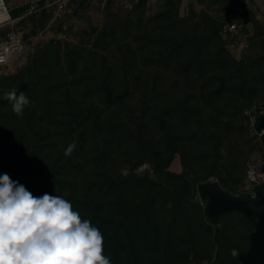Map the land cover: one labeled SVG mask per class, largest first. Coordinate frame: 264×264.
I'll use <instances>...</instances> for the list:
<instances>
[{
  "label": "trees",
  "instance_id": "obj_1",
  "mask_svg": "<svg viewBox=\"0 0 264 264\" xmlns=\"http://www.w3.org/2000/svg\"><path fill=\"white\" fill-rule=\"evenodd\" d=\"M180 1L161 0L150 19H146L144 13L138 16L130 13L122 19L110 11V20L104 29L93 28L97 39L91 49L81 44H51L38 50L30 64L18 74L6 78L17 80L15 87H22L21 91L30 99V106L26 108L29 113L27 126L39 125L38 130H34L35 144L25 154L26 162L36 166L31 172L36 179L32 194L58 195L81 205L82 208L74 210L99 228L104 237V254L110 257L111 264H173L170 263L175 254L173 246L182 240V234L189 236L195 248L197 242L205 238L208 243H205L203 254H208L212 249V237L220 242L223 231L220 224L226 215L237 214L242 221L255 227L237 211L212 218L207 212L208 204L205 209L207 222L197 221L186 209L189 198L171 188L174 183L158 186L152 180L137 181L133 175L114 178L111 174L113 168L122 163L123 155L127 165L133 161V166L150 162L159 173L162 166L157 155L164 159L174 147L185 144L187 138L181 135L179 126L191 118L194 108L190 105L191 97L182 101L179 116L175 113L178 108L173 110L170 106L154 111L162 96L161 81L170 73L175 75V86L180 85L181 76L200 83L203 101L212 106L220 103L225 110H229L227 106L234 95H240L242 103L248 96L264 91V69L253 73L252 79L246 75L244 60L232 58L226 48L228 36L222 32L223 23L209 18L204 28L198 24L188 25L189 21L179 17ZM90 3L91 0H79L75 16L81 6ZM143 5L145 0L136 9ZM22 10L11 9L14 16ZM35 14L38 16L30 18L34 28L27 32L23 26L26 41L43 30L53 16L49 9ZM111 49L124 54V67L120 62L108 65L103 52ZM116 67L131 73H123L122 81L125 80L127 86L122 89L118 88L119 81L116 82L113 73ZM132 82L147 85L145 91H140L139 112H130L132 108H128V102L138 91L131 88ZM183 108L184 114L181 113ZM255 116L257 127L260 110ZM213 119L219 128L203 132L206 142H220L230 132H235L233 119ZM152 120L161 134L163 149L158 143H146L145 135L151 129ZM240 128L244 130L243 125ZM73 143L75 149L65 156L68 145ZM217 166L216 161L212 163L213 169ZM191 180L205 200L208 199L204 194L206 188L221 187L219 182ZM83 182L87 184L84 197L77 201L76 192L81 188L78 185ZM196 206L195 212H198L200 208ZM212 225L217 230L215 236ZM250 235H247L248 241ZM225 255L229 258L228 264L239 263V255L233 256L230 250Z\"/></svg>",
  "mask_w": 264,
  "mask_h": 264
},
{
  "label": "rangeland",
  "instance_id": "obj_2",
  "mask_svg": "<svg viewBox=\"0 0 264 264\" xmlns=\"http://www.w3.org/2000/svg\"><path fill=\"white\" fill-rule=\"evenodd\" d=\"M40 0H6L9 7L14 9H25L32 3H37ZM143 0H129L130 7H127L125 0H108L104 3L102 0H94L88 6H81L78 13L73 18V23L69 29L71 40L59 41L54 37V30L49 28V23L46 24L43 30H40L37 35L31 36L27 41L25 51L20 54L14 61L11 69L4 75L0 76V175L7 173L13 181H18L23 184L31 193L35 186V177L31 173L36 169L35 164L26 162L25 155L29 149L35 144L36 132L39 125L35 123L33 128L27 126L28 111L24 112L23 116H17L11 108V104L3 99L5 93L16 90L24 92L15 87L18 82L7 80L9 76L18 74L27 65L38 50H43L51 44L58 42L65 44L85 45L92 48L96 42L97 34L93 28L99 30L104 29L106 23L110 20L109 12L112 11L122 19L125 15L133 13L137 16L144 13L146 19L153 18L157 12L161 0H145L139 10L136 9ZM243 6V21L246 26L248 38L246 46L241 48L238 41L230 38H225L226 48L232 58L237 61L244 60L245 73L252 79L253 73L264 69V0H242ZM235 3L232 0H181L178 7V14L190 22V26L195 24L202 28L206 27L209 18L217 19L223 25L227 21L229 15L233 12ZM21 24L26 27L27 32H30L33 27V22L30 20ZM43 21V20H42ZM42 21H39L40 23ZM133 46L137 47V43L132 40ZM205 51V50H204ZM106 56L108 65L112 66L113 62H120L124 67V54L116 50H108L103 52ZM100 62L98 63V66ZM123 70V72H122ZM118 88L122 89L127 86L122 81V75H131L125 72L120 67L114 68ZM152 75H155L153 71ZM175 75H167L159 87L162 96L157 100L154 111H158L161 107L170 106L179 116L178 110L183 106L182 101L190 96V105L193 106V111L190 114L191 118L185 124L179 126V131L185 139L184 145L174 147L164 159L157 155V160L162 166V171L157 173L156 169L150 162H145L139 166L125 163V155L121 157L122 163H118L111 171L114 178H126L133 175L135 180L156 181L159 185L166 184L177 193L187 196V211L192 216H195L197 221H206V205L207 200L202 199L198 186L192 183V178H197L199 183L202 182H219L221 187L230 193L240 195L250 193V187L246 180L245 171L249 162H255L259 165L264 164V139L262 131H258L254 124L255 113L260 110L264 113V91H259L256 95L246 98V102H239L240 95H234L229 102V110H225L224 106L217 103L216 106L207 105L203 100L201 85L191 82L184 76L180 77V85L175 86ZM160 82V83H161ZM131 88L138 90L136 97L128 102V108H132L130 112H139L140 98L142 91L147 89L145 83L136 85L132 82ZM141 91V92H140ZM27 96V93L25 92ZM243 99V98H242ZM227 105V103H224ZM153 113V112H152ZM181 113H185V109H181ZM154 114V113H153ZM213 118L233 119L234 133L230 132L229 136L225 137L220 142L215 140L206 142L202 138L203 132L206 130L219 127L216 125ZM214 120V119H213ZM244 126L241 130L240 126ZM151 129L145 135L147 144L158 143L159 148H164L161 134H159L154 121H151ZM35 130V131H34ZM45 133V132H44ZM35 149V148H34ZM151 149V148H150ZM27 151V152H26ZM139 153V151H136ZM134 156V154H132ZM217 162V167L212 168V163ZM90 170H88L89 174ZM175 180V181H174ZM177 183V185L175 184ZM87 184L84 182L81 186L78 185L79 191L76 192V200H83V193ZM73 208H82L76 202L72 203ZM196 205L199 206V211L195 212ZM81 206V207H80ZM81 215V214H80ZM220 224L223 231L220 232L219 240L216 242L212 237V249L208 254H203V249H206L205 243L208 241L205 238L197 242L196 248L190 243L188 235L182 234V240L176 242L173 246L175 254L171 256L170 263L173 264H228L229 258L225 253L231 251L233 256L242 253L244 248H248L247 235L255 229L248 221H242L239 215L231 214L222 217ZM209 224V223H208ZM213 236L217 232L216 227L212 225ZM251 236V235H250ZM245 237V238H244ZM111 261V260H110ZM239 264V263H238Z\"/></svg>",
  "mask_w": 264,
  "mask_h": 264
},
{
  "label": "clouds",
  "instance_id": "obj_3",
  "mask_svg": "<svg viewBox=\"0 0 264 264\" xmlns=\"http://www.w3.org/2000/svg\"><path fill=\"white\" fill-rule=\"evenodd\" d=\"M17 116L30 106L25 92L5 93ZM68 145L65 156L75 149ZM104 237L62 196H34L7 173L0 175V264H111Z\"/></svg>",
  "mask_w": 264,
  "mask_h": 264
},
{
  "label": "built area",
  "instance_id": "obj_4",
  "mask_svg": "<svg viewBox=\"0 0 264 264\" xmlns=\"http://www.w3.org/2000/svg\"><path fill=\"white\" fill-rule=\"evenodd\" d=\"M102 1L106 3L108 0ZM125 4L127 7L131 6L129 0H125ZM78 7L79 0H46L43 4L40 2L32 3L14 16L6 0H0V76L11 69L15 59L26 49L25 29L21 26L23 19L41 10L49 9L52 11L53 16L48 27L54 30V37L64 41L71 40L69 28L73 23ZM242 15L243 1L238 0L233 6V12L222 28V32L230 39L237 40L241 48L246 46L248 38ZM260 115H264V113L261 112ZM256 118L254 121L255 126ZM258 131H262L264 136V130ZM246 180L251 189L250 193L255 195L256 187L264 182V164L259 165L255 162H249L246 169Z\"/></svg>",
  "mask_w": 264,
  "mask_h": 264
},
{
  "label": "water",
  "instance_id": "obj_5",
  "mask_svg": "<svg viewBox=\"0 0 264 264\" xmlns=\"http://www.w3.org/2000/svg\"><path fill=\"white\" fill-rule=\"evenodd\" d=\"M257 128L264 130V115H261ZM204 194L209 198L207 212L210 217L237 211L255 224L248 248L239 254V264H264V182L256 187L255 195H235L215 185L206 188Z\"/></svg>",
  "mask_w": 264,
  "mask_h": 264
}]
</instances>
